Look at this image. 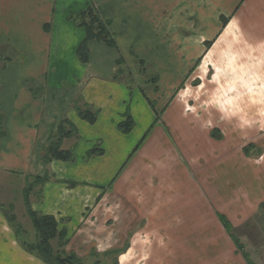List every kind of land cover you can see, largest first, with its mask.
I'll list each match as a JSON object with an SVG mask.
<instances>
[{"label": "crops", "instance_id": "obj_1", "mask_svg": "<svg viewBox=\"0 0 264 264\" xmlns=\"http://www.w3.org/2000/svg\"><path fill=\"white\" fill-rule=\"evenodd\" d=\"M89 7L108 23L116 48L90 41L82 64L76 50L85 32L76 17ZM232 51L262 58V69L238 78L232 69L226 84L214 67ZM0 52V264H44L22 246L37 240L30 221L22 240L6 208L54 218L64 251L84 264H262L233 234L264 204V154L244 161L233 142L245 120L264 122L246 113L245 93L252 80L264 93V0H0ZM206 56L211 69H197ZM118 69H146L149 81L114 79ZM233 89L241 97L218 109L221 91ZM207 100L216 101L210 114L200 113ZM75 102L96 113L94 124ZM127 117L133 127L123 134L118 124ZM61 121L76 130L61 143L74 160L44 162ZM226 122L233 124L220 129ZM217 130L226 145L208 156L202 139ZM129 134L144 135L131 158ZM114 175L112 188L100 190ZM37 177L47 180L30 187Z\"/></svg>", "mask_w": 264, "mask_h": 264}, {"label": "rangeland", "instance_id": "obj_2", "mask_svg": "<svg viewBox=\"0 0 264 264\" xmlns=\"http://www.w3.org/2000/svg\"><path fill=\"white\" fill-rule=\"evenodd\" d=\"M77 17H78V15H77ZM76 21H78V22H80V21L85 22L86 21L87 22L88 19L86 18L84 20L83 19L81 20V18H79V19L77 18ZM4 53L5 52H2V53L0 52V62H1V64H3L2 63L3 62L2 61L3 60L2 56L4 55ZM225 54H226V52H225ZM218 61H219V59H218ZM260 61H262V58H260V57H255V56L254 57L253 56L250 57L249 54L247 56H243L241 52H233L232 51V52H228L227 56L222 57L220 62L217 63L214 68L215 69H220L219 76L223 75L224 78H225L224 82H226V84H227V73H231L232 69L234 70L236 78H238L239 77L238 73L242 69H262V67H261V65L259 63ZM134 63L136 64L135 61H134ZM210 65H211L210 58H209V56H206L201 61H198V64L196 65V68L197 69H202V70L203 69L204 70L205 69H211ZM136 66H137V64H136ZM138 73H139L138 75H135V73L131 72L128 69H118V70H115L113 78L114 79H115V77H118L119 79L121 78V80H123L125 82H128V83H130L132 85L137 84L138 82H143V81L147 82V81H149L148 80L149 79V75H148L146 69H143V71L141 73H140V71L138 69ZM228 75H230V74H228ZM208 77L209 76L207 74V77H203V79L207 80V79H209ZM153 80H154V78H153ZM193 82L194 81H192V83ZM240 82H241V79H240ZM192 86L193 87L195 86L194 83H193ZM141 87H142V85H141ZM144 87H145L144 92H147V90L149 88L148 84H144ZM64 89H65V93H67L68 88H63V90ZM238 91L239 90H237V89L236 90L233 89L232 91L231 90H223V91H221L222 93H221V96H220V99H221L220 102L222 104L221 103H217L218 109L223 110L224 109V105L227 103V100H229L231 98H234V97H236V98L239 97L241 93L239 94ZM2 92H3V90L0 89V94ZM245 93L248 94V97L250 99V104H251L249 110H247L246 113L248 115H251V116H253L254 113L261 114L260 116L263 118L264 117V108L259 106V105H257V102L264 101V95H262L264 93L258 88L257 82L252 80V82L250 84V88L248 90H246ZM186 94L189 97H191V98L193 97L189 92H186ZM196 97H200V95L198 94ZM75 100H76V102L79 101L78 98L75 99ZM76 102L74 103V105L77 106ZM205 102L206 103H205V105L202 108L204 111L202 109H200V113L210 114V110H209L210 107L207 108V106H209V103H215L216 101L212 102V101L207 100ZM77 107L81 108L80 110H82V111L85 110V109L82 108V105H79ZM236 108H238V107H236ZM194 112H199V110L198 109L194 110ZM1 114H2V107L0 105V132H2L1 125H3V120L1 118ZM262 121L263 120H260V121H258V120L257 121H253L251 119L245 120L244 121V124H245L244 129H245V131L241 132V133H244V135L239 137L238 139H234L233 143L236 145V148L240 147V145L242 146V153H239L238 156H240L242 159H244V161H246V158L247 159H251L253 161H260L262 159V157H263V154H264V147H263L264 137L262 135H261V138L255 137L256 132L259 129V127L264 124V122H262ZM138 124L140 125L141 123H138ZM207 124H209V123H207ZM222 124L223 123H218L219 126L222 125ZM232 124H233L232 122H229V123L226 122L220 129L226 128L228 125L230 126ZM239 124H241V123H239ZM218 125L216 126L217 129H219ZM251 129H253V132L250 131ZM65 130L68 131V129L66 127H65ZM128 133H130V131L127 132V133H123V134H128ZM217 135H218V130L216 132H214L212 134V136L205 135L203 137V139H202V143H204V144H202V147L207 151L208 156L211 155V150H213V148L226 145V140L227 139L226 138H222V136L218 137ZM129 136H130V134H129ZM143 136L144 135H140L139 137H136L134 135L130 136V140L132 141L131 149H130L131 152H130V155H129L130 158L132 157V155L135 152V150L137 148H139V146L141 145L142 140H143ZM231 137H233V136H231ZM60 150L61 151H67V150H62L61 148H60ZM73 155H74V153H73ZM42 156H44V154ZM73 160H74V157H73ZM201 161H204L202 166H203V168H206L207 167V164H206L207 160L201 159ZM231 166H233V165H231ZM118 174H119V171H118L117 175ZM115 176L116 175H114L111 179H109L107 181L106 187H103L100 190L109 191L112 188V186H113L112 182H113ZM19 186L20 185L17 182L11 189H9L8 192L11 193L12 195L20 193ZM2 191H3V181L0 180V194H2ZM4 213H6L7 216L12 219V221L14 223V226L16 228L20 229V230H18L19 236H20V238H22V240H25V235L23 233H21V232H22V229H27L29 227L28 224L31 223V222L29 223V221H30L29 217L27 215L25 217L14 216V213L9 208H6ZM223 219H225V218H223ZM16 222L19 225H17ZM247 225H249L247 228H244L245 225L242 226L241 228H239L236 232H234L233 236L234 237H239L241 239V241H242V244L243 243L250 244V247L247 248V251L251 253L253 250H256L258 255H259L260 261L262 262V264H264V218L262 219V217H260V215L256 216V217H253L252 220L250 219V222ZM244 230H247L246 234H245V232H243ZM243 239H244V241H243ZM50 244L54 248V250H56V242H55V240L50 241ZM35 246H37V244H35L32 247H35ZM256 251H255V253H256ZM142 264H143V262H142ZM144 264H146V263H144Z\"/></svg>", "mask_w": 264, "mask_h": 264}, {"label": "trees", "instance_id": "obj_3", "mask_svg": "<svg viewBox=\"0 0 264 264\" xmlns=\"http://www.w3.org/2000/svg\"><path fill=\"white\" fill-rule=\"evenodd\" d=\"M83 19H88V21H76L77 25L81 27L84 32L85 36L84 39L81 41V43L78 45L76 50V56L80 63L86 64L89 60V50H88V43L90 41H97L99 43H102L106 45L109 48H116V45L114 43V38L112 34L108 30V23L102 21L93 7H89L86 9L85 12H82L80 16L76 17ZM226 19L222 18V24L226 23ZM209 46V44L206 45V47ZM85 110L82 111L80 109H77L78 116L86 121L89 124H94L96 120V113L91 111L90 108L84 107ZM65 127L68 129L65 130ZM133 127L132 120L127 117L125 121L118 124V129L122 133L129 132ZM72 137H76V130L72 125H70L67 121H61V123L57 126V130L53 137L49 140L48 145L46 147L44 156H42V159L44 162H51L52 160L57 161H71L73 159L72 151H61V143L65 139H69ZM98 150H93L89 153L90 156L94 155L95 152ZM99 151L98 153H100ZM47 178H40L37 177L34 179L33 183L30 185V187L33 184H40L43 183ZM70 186H73V184H70ZM29 188V187H28ZM29 190V189H26ZM264 204L260 207V210L256 214V216L264 218ZM27 215L30 219L31 225L36 233L37 240L34 243L37 244V246H34L32 243H23L22 246L24 249L33 255H35L37 258H39L44 264H84V261H82L77 255H75L72 252H65L64 247L67 244L66 240V234L64 231H59L57 228V223L54 220V218L49 216H39L36 214L31 213V211L27 212ZM254 216V217H256ZM10 219V217H8ZM219 220L223 227L231 234V227L229 223L223 219L222 217H219ZM249 225H245L244 228H247ZM55 240L56 242V250L51 246L50 241ZM236 245L238 243L235 240ZM245 257V254H243ZM103 258L106 257V255L102 256ZM246 259L248 257H245ZM91 264H103V261L99 258H96L95 260L91 261Z\"/></svg>", "mask_w": 264, "mask_h": 264}]
</instances>
